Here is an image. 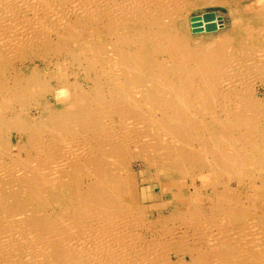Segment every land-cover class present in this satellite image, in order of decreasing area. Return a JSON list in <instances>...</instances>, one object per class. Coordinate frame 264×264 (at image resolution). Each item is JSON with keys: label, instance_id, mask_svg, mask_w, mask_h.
<instances>
[{"label": "bare ground", "instance_id": "bare-ground-1", "mask_svg": "<svg viewBox=\"0 0 264 264\" xmlns=\"http://www.w3.org/2000/svg\"><path fill=\"white\" fill-rule=\"evenodd\" d=\"M101 1L74 14L104 24L105 40L66 15L48 23L53 0H0V31L15 32L0 38V264H130L139 253L118 251L129 236L143 240L142 254L159 255L157 264H183L166 259L172 250L190 256L184 264H264V226L255 222L264 212L250 211L264 209L261 95L219 86L247 69L264 75V59L241 61L232 74L228 34L194 50L162 33L180 0ZM36 57L43 66L24 70ZM133 161L148 170L140 176L153 189L149 205Z\"/></svg>", "mask_w": 264, "mask_h": 264}, {"label": "rangeland", "instance_id": "rangeland-1", "mask_svg": "<svg viewBox=\"0 0 264 264\" xmlns=\"http://www.w3.org/2000/svg\"><path fill=\"white\" fill-rule=\"evenodd\" d=\"M74 1H75V3H74ZM94 1H96V2H94ZM101 2H102L101 0H84V1H78V0L77 1L76 0H68V1L58 0L57 1V0H53V4H51V6H49L50 8L46 12V14H45L46 17L45 18L48 20V23L59 25L60 23H62V20H64L65 15H66L68 17L67 18L68 20L71 19L70 20L71 24L74 23V24L71 25V26H73L74 29L78 28L77 30H79V29H81L83 27V31H80V32H82V34L91 35V32H95V34L97 33L95 35L96 39L101 38V39L105 40V38H107V36H108V34H107L108 32L106 31V29H103L104 28V24L96 25L94 23H91V21L88 20V18L85 19L84 23H80V22L78 23V22H76L77 21L76 15L74 14V12H76L75 10H77L79 8V7L77 8L76 5L87 4L86 6H87V8H89L92 5L94 6L95 3H101ZM187 2H188V5L185 6V4H187ZM182 3H185L184 7H181L180 4H182ZM260 3H261V0H200V1L199 0H186V1L185 0H180L179 6H177L178 7L177 10H174V8H171V9L174 10V14H173V10H169L170 12L168 14H170V16H171V14H173L172 16H174V17L171 16L172 20H168L167 19V24H166V26L161 27V31L164 34H169L170 32L177 34L179 36V38H180L182 43L191 46L194 50H200L203 47H205L206 45L210 44L211 42L216 43L215 40L218 41L219 39H221L222 35L228 34V36L231 37V41H230L228 49L231 52V59L230 60L232 62L231 65H229V66H230L232 74H238L239 75V73H237L238 72L237 70L241 68V66H240L241 61H247L248 62V63L247 62H243L244 65H245L244 68H246V66H254V65H257L259 63H262V61L264 59V44H263L264 43V35L263 36L261 35V37H258L259 33L264 34V16H262L259 13V11L261 10V7H262V5ZM89 4H90V6H89ZM67 7H69V8H67ZM73 8H75V9H73ZM48 12H50V13H48ZM69 12H71V13H69ZM210 13L214 14V17H216L212 22L211 21L210 22L211 23H215L217 25L216 21H217V17H218V20H221L220 21V26H216V28L214 30H211V31H207L205 29H201V30H198V31L195 30L197 25L194 24V21L196 20V18L197 17L200 18L202 20L201 24H204V26H205V24L209 23V21H206L205 19H203V16L205 14H210ZM69 16H71V17H69ZM236 19H238L239 21H236ZM97 26H98V28H97ZM101 27H102V29H101ZM254 28H255V30H254ZM129 32L133 33L135 31L132 30V31H129ZM14 33L15 32H13V31H8V33H3L2 30H1L0 31V38L3 37L4 39H9L11 37L10 35H14ZM150 37H151V39L153 38L152 36H150ZM200 38H202L203 40L202 39L200 40ZM253 38H254V40H253ZM97 41L99 42V40H97ZM77 42H86V41H84V40L72 41V43H77ZM149 42H150V40H147L145 45L147 46V44ZM196 42H197V44H196ZM257 51H259V52L257 53ZM160 55H161V57H160ZM157 58L159 59L160 62H165V63L169 62L167 54H165V53L159 54L157 56ZM250 59H252L253 61L250 60ZM235 64H236V66H235ZM50 65H52V66H50ZM237 65H238V67H237ZM18 66H20V65L18 64ZM42 66H43L42 65V61L39 58L36 57L35 61L32 62V63H30V61L25 62L23 69L24 70H29V69H32L34 67L40 68ZM172 66H173L172 62H169L167 64V69L166 70H168V67L172 68ZM190 66L191 67H197V64H194L193 61H192ZM232 66H233V68H232ZM52 69H53V64L49 63L46 66V68L44 67V69H41V70L44 73L47 74ZM247 70L243 73L244 76L241 75V74H240V77L238 75H236L238 77L234 78V79L233 78L229 79V82L228 81H225V82L223 81V83H222V81H221L219 86L222 89H227V88H231V87L236 88V89H240V87L243 86V85H245L246 87L250 85L251 88L254 86L252 89H254L255 91L257 90L256 94H257L258 97L261 95L259 98L261 99L260 101L262 102L263 109H264V94H263L264 93V80H263L264 79V75L262 74L263 72H259V71L256 72L254 70H248L247 71ZM256 79H258V80H256ZM85 80H84V78H80L79 82H80V84L83 87L85 86L84 89L89 90L90 89L89 88L90 87V83L88 84L87 80L86 81ZM245 81H246V83H245ZM51 82H52V85H54V86H56V83H58L54 79ZM49 99L52 100V101L54 100L53 97H51ZM198 113H200V112H198ZM30 115H32L33 117L36 116V118H39L36 109H32ZM262 123H263V127H264V118L262 119ZM17 139L20 140L21 136L20 135H16L15 136V140L17 141ZM135 161H133V163H132L131 170H133L134 172L139 174L137 176V182H138L137 184L139 185L140 189L142 190L143 202L149 205V203L151 202V195H152L153 189L150 186L149 182L141 181V176H140V174H141L140 172H145V171H148V170H146V168L143 167L144 164H141V163L135 162ZM128 169H130L129 165H128ZM127 174H128V171H126L124 175H127ZM188 180L191 181V179H188ZM249 185H252L251 181H249V179L248 180H243V183L241 185V190L243 189L242 191L244 192V198L247 197V192H250L249 191ZM233 186L235 187L236 184L234 183ZM246 188H248V189H246ZM250 193L252 194V192H250ZM11 202H13V201H11ZM173 208H174V206H170L167 209L162 208L161 211L168 214V212L171 209H173ZM54 209H56V210H54ZM54 209H53V216H54V218H58L59 217V209L56 206H55ZM54 211H55V213H54ZM161 211H159V212L153 211L150 214L151 218H154L156 216V214H161L162 213ZM250 211H252L253 213H257V217H258V216H262L261 213L264 212V209L262 207H260V208L257 207V208H254V209L250 210ZM6 216L7 215H4L3 213L0 214L1 218H5ZM13 216L11 215V217L9 219L22 220L23 218H25L22 214H19V215L14 214ZM257 220H255V222H257V223L259 222L260 224H258V225H260L259 227L262 229L263 226H264V218H257ZM147 234H149V233H147ZM263 236H264V234H263ZM85 238H86V236L82 238L83 241L81 242V247H82L83 250L88 252V251H91L92 248H91V245H90L89 241H86V240H89V239H86L84 241ZM247 239H244L245 240L244 241L245 245H250V244L253 243L252 242L253 240L251 239V237H250V239L249 238H247ZM122 241H124L123 245H120L118 247L119 254H121L119 256H125V257L128 258V257H131L134 253H136V254L139 253L138 254L139 256L138 255H134L135 257L132 256V260H134L135 262L132 261L130 264H137V263L138 264H154V263L157 264V263H159V261L156 260L157 258H159V255H157L158 257L156 255H151V257H150V255L147 254V253H143L142 254L143 246L145 244L143 242V240L142 241L141 240L140 241L139 240H135L132 236H129L128 239H125V240H122ZM127 243L130 244V246H131V252L130 253H125L124 252V250L127 249V246H126ZM261 243L264 245V240H262ZM83 244H85V245H83ZM88 247H90V248H88ZM141 247H142V249H141ZM132 252H134V253H132ZM168 254H170V255L166 254V259H170L174 263H183L184 264V263H189L190 262V256H188V254H185L184 252L172 250V251H169ZM180 254H182V255H180ZM167 256H169L170 258L167 257ZM143 257H146V258L148 257V258L146 259V258H143ZM179 260H181V261H179Z\"/></svg>", "mask_w": 264, "mask_h": 264}, {"label": "water", "instance_id": "water-1", "mask_svg": "<svg viewBox=\"0 0 264 264\" xmlns=\"http://www.w3.org/2000/svg\"><path fill=\"white\" fill-rule=\"evenodd\" d=\"M203 19H205L206 21H209V23L205 24H201V19L200 18H196V20L194 21V24L197 25L195 30H201V29H205L207 31H211V30H214L216 28V24L215 23H211L215 17H214V14L210 13V14H205L203 16ZM211 21V22H210Z\"/></svg>", "mask_w": 264, "mask_h": 264}]
</instances>
